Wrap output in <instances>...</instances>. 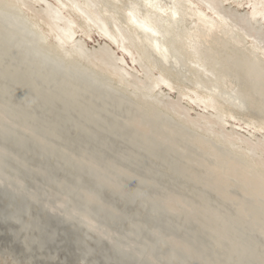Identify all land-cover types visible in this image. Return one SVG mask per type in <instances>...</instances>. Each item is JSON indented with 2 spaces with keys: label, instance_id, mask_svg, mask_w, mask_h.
<instances>
[{
  "label": "bare ground",
  "instance_id": "obj_1",
  "mask_svg": "<svg viewBox=\"0 0 264 264\" xmlns=\"http://www.w3.org/2000/svg\"><path fill=\"white\" fill-rule=\"evenodd\" d=\"M247 19L264 33V0H0L10 250L264 264V34Z\"/></svg>",
  "mask_w": 264,
  "mask_h": 264
},
{
  "label": "rangeland",
  "instance_id": "obj_2",
  "mask_svg": "<svg viewBox=\"0 0 264 264\" xmlns=\"http://www.w3.org/2000/svg\"><path fill=\"white\" fill-rule=\"evenodd\" d=\"M172 95H174V93L172 94ZM30 165L31 164H29L28 166L30 167ZM36 182V181H35ZM33 183V182H32ZM34 184V183H33ZM42 185V184H41ZM43 185H45V184H43ZM32 189V188H31ZM40 190H42V189H40ZM52 190H54L55 191V189H53V188H49V186H47L45 189H43V191H44V193H45V195L47 194V195H51V194H56L54 191H52ZM32 191H33V189H32ZM52 191V192H51ZM39 192V191H38ZM40 195H41V193H40ZM46 195V196H47ZM44 201V200H43ZM47 201V199L45 200V202H44V205H46V206H49L48 204L51 202H49V203H47L46 202ZM36 212V211H35ZM36 216V213L33 215V214H31V218L32 219H34V217ZM41 218H44V216H42ZM36 219V218H35ZM34 221V220H33ZM45 223V218H44V221H43V219L40 221V219H38V223L37 224H39L38 226L39 227H43L42 226V224H44ZM45 226L46 225H44V228H45ZM43 228V229H44ZM1 231V230H0ZM1 234H0V264H25V262H26V264H28V263H31V264H34L36 261L35 260H33V259H30V262H28L27 263V261H29L28 260V258H26V256H24V254L21 252V250H19V249H17V248H14V250L12 249V250H10L11 248H13V242L10 240V238H9V236H7L5 233H2V232H0ZM8 237V238H6V240H3V242H2V239H3V237ZM11 241V242H10ZM13 244V245H12ZM2 247V248H1ZM9 248V249H8ZM18 250V251H17ZM5 253H4V252ZM22 253V254H21ZM11 254V255H10ZM10 255V256H9ZM19 255V256H18ZM18 256V257H17ZM17 257V258H16ZM13 258H15V259H13ZM24 258V259H23ZM40 258V257H39ZM60 258H62V256H59V257H57L55 260L53 259V260H51V261H43V260H48L49 258H47V257H44L43 258V256H42V258L40 259L41 261H42V263H44V264H48L49 262L51 263V264H54V262L53 261H55V263L56 264H60L61 263V261H62V263L61 264H64V261H63V259L62 260H58V259H60ZM39 259H37V262L36 263H38L39 261H40ZM50 260V259H49ZM58 260V261H57ZM15 261H17V262H15ZM40 261V262H41ZM21 262V263H20ZM33 262V263H32ZM39 262V263H40ZM48 262V263H47ZM35 263V264H36ZM38 263V264H39ZM41 264V263H40ZM65 264H67L66 262H65Z\"/></svg>",
  "mask_w": 264,
  "mask_h": 264
},
{
  "label": "flooded vegetation",
  "instance_id": "obj_3",
  "mask_svg": "<svg viewBox=\"0 0 264 264\" xmlns=\"http://www.w3.org/2000/svg\"><path fill=\"white\" fill-rule=\"evenodd\" d=\"M1 177L4 179V186H5V188H1L0 187V191H3V192H7L10 188L13 190V188L10 186L12 183H16L17 184V188H19V187H21L22 186V183L21 182H15V181H13V180H11L10 178H8L6 175H1ZM11 198H12V196H11ZM55 220V222H57V219H54ZM10 221V220H9ZM72 222H74V221H72ZM67 226H69L73 231H76L77 230V228H75L72 224H70V223H66V224H64L63 225V227H67ZM23 228H26V227H23ZM30 229H27V231H29ZM134 239H137V237L134 235V236H132ZM117 239L118 240H121V241H123V242H125V239H123V237H117ZM50 242V246H52L53 244H55V242H53V241H49ZM111 242V239H106L105 240V243L106 244H109ZM126 242H127V240H126ZM84 243H82L81 245H83ZM103 246H105L103 243H101ZM35 246V245H34ZM45 248H46V246H45ZM81 250V252H82V248H80ZM106 264H109V263H106Z\"/></svg>",
  "mask_w": 264,
  "mask_h": 264
},
{
  "label": "water",
  "instance_id": "obj_4",
  "mask_svg": "<svg viewBox=\"0 0 264 264\" xmlns=\"http://www.w3.org/2000/svg\"><path fill=\"white\" fill-rule=\"evenodd\" d=\"M242 23L251 26L253 29L256 30V32H257L259 35L264 34V33L261 32L262 30L260 29V27H259V26H258L253 20H249V19H247V20L243 21ZM261 33H262V34H261ZM263 42H264V40H263Z\"/></svg>",
  "mask_w": 264,
  "mask_h": 264
}]
</instances>
